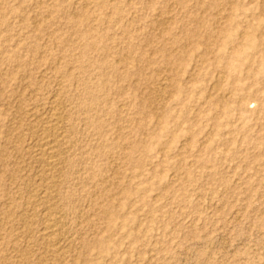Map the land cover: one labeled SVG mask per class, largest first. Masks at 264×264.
I'll use <instances>...</instances> for the list:
<instances>
[{
  "label": "rangeland",
  "instance_id": "374dc122",
  "mask_svg": "<svg viewBox=\"0 0 264 264\" xmlns=\"http://www.w3.org/2000/svg\"><path fill=\"white\" fill-rule=\"evenodd\" d=\"M0 227V264H264V0H0Z\"/></svg>",
  "mask_w": 264,
  "mask_h": 264
},
{
  "label": "bare ground",
  "instance_id": "6f19581e",
  "mask_svg": "<svg viewBox=\"0 0 264 264\" xmlns=\"http://www.w3.org/2000/svg\"><path fill=\"white\" fill-rule=\"evenodd\" d=\"M231 3V2H230ZM175 4V3H174ZM202 4V3H201ZM232 4V3H231ZM57 7V6H56ZM231 8V7H230ZM86 9V8H85ZM85 12V11H84ZM218 14V13H217ZM75 25V24H73ZM242 36V35H241ZM124 60V59H123ZM225 100V99H224ZM58 104V103H57ZM54 105V104H53ZM59 106V105H58ZM54 111L52 110V115L46 119H44L40 124H38L39 131H42V137L37 141L36 146L39 148V154L38 156L40 157L38 160L42 165L45 167V171L51 172V175L48 177V185L46 190L43 193L42 196V203L43 205L45 204L44 208L47 207L46 205H49L52 203L54 198L56 199L57 196V190L54 188L58 187L59 185V177H57V172L65 166L64 164L66 163V157L65 153L62 150V147L64 146V142L66 139L69 137L68 134L71 132L69 128V124H66V118L63 116L64 114H61L59 111L58 107H53ZM36 109V108H34ZM42 119V118H41ZM83 119V118H82ZM41 121V120H40ZM22 122V121H21ZM34 125V124H33ZM37 125H35L36 127ZM11 127V126H10ZM29 129V128H28ZM38 130V129H37ZM76 131V130H75ZM41 133V132H40ZM34 134V133H33ZM71 134V133H70ZM73 135V134H72ZM36 136V135H35ZM40 136V135H39ZM74 136V135H73ZM67 143V141H66ZM63 145V146H62ZM71 147V146H70ZM69 149V148H68ZM37 153V152H36ZM67 153H69L67 151ZM36 155V154H35ZM70 160V159H69ZM37 162V161H36ZM115 169V168H114ZM119 172V171H118ZM60 173V172H59ZM46 176V175H45ZM23 179V178H22ZM24 180V179H23ZM44 182V181H43ZM42 182V183H43ZM64 183V182H63ZM61 185V184H60ZM27 186V185H26ZM60 187V186H59ZM38 191V190H37ZM41 193V192H40ZM39 195V194H38ZM32 196V195H31ZM20 198V197H19ZM40 198V197H39ZM38 199V198H36ZM58 199V198H57ZM68 200V199H67ZM32 201V199H31ZM58 201V200H57ZM8 202V201H7ZM36 202V201H35ZM32 203V202H31ZM30 203V204H31ZM28 204V203H27ZM60 204V203H59ZM58 204V205H59ZM41 205V204H40ZM39 207V205H36ZM27 207V206H26ZM61 207V206H60ZM56 207H54L55 209ZM58 208V207H57ZM10 209V208H8ZM38 209V208H37ZM54 209L49 206L47 208V211L44 213V218L47 219L46 224L44 223L45 226V232L47 233L46 235L48 236V243L50 242L49 240L51 239L50 234L48 233H53L55 228L58 227V224L60 223L59 220H54ZM36 210V209H35ZM44 210V209H43ZM62 210V209H61ZM65 210V209H63ZM41 211V210H40ZM60 211V210H59ZM61 212V211H60ZM38 213V212H37ZM63 213V212H62ZM60 213V214H62ZM41 214V213H40ZM58 214V212H57ZM33 215V214H32ZM56 215V214H55ZM67 216V215H65ZM30 217V216H29ZM9 218V217H8ZM55 218V217H54ZM65 218V217H64ZM52 219V220H51ZM32 220V218H31ZM37 220V219H36ZM51 221V222H50ZM2 222V220H1ZM30 222V221H29ZM24 223V222H23ZM35 223V222H34ZM65 223V222H64ZM26 224V223H25ZM28 224V223H27ZM36 225V224H35ZM20 226V225H19ZM1 228V227H0ZM25 228V227H24ZM35 228V227H34ZM30 229V228H29ZM61 231V230H60ZM23 232V231H22ZM28 232V231H27ZM35 234V233H34ZM54 234V233H53ZM44 234V236H46ZM60 235V234H59ZM46 236V237H47ZM56 236V235H54ZM24 237V236H23ZM19 239V238H17ZM62 239V238H61ZM28 240V239H27ZM2 241V240H1ZM52 241V240H51ZM35 244V243H34ZM56 244V243H55ZM59 246V245H58ZM48 247V246H47ZM51 248V247H50ZM58 248V247H57ZM27 249V248H26ZM16 250V249H15ZM45 250V249H44ZM59 250V249H58ZM47 251V250H46ZM50 251V250H49ZM55 251V250H54ZM60 251V250H59ZM20 252V251H19ZM25 254V253H24ZM28 254V253H26ZM30 254V253H29ZM56 254V253H55ZM22 256V255H21ZM27 257V256H26ZM46 257V256H45ZM14 258V257H13ZM21 259V258H20ZM33 259V258H32ZM25 260V259H24ZM55 260V259H54ZM6 261V260H5ZM20 261V260H19ZM23 261V260H22ZM59 261V260H58ZM27 262V260H26ZM20 263V262H19ZM23 263V262H22ZM39 263V262H38ZM43 263V262H42ZM46 263V262H45Z\"/></svg>",
  "mask_w": 264,
  "mask_h": 264
}]
</instances>
